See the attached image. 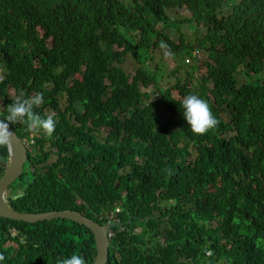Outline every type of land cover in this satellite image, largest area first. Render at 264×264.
Instances as JSON below:
<instances>
[{"label":"trees","instance_id":"16d2710c","mask_svg":"<svg viewBox=\"0 0 264 264\" xmlns=\"http://www.w3.org/2000/svg\"><path fill=\"white\" fill-rule=\"evenodd\" d=\"M223 2L229 15L217 20L208 8ZM181 8L208 28L196 44L207 53V78L198 84L192 68L184 85L176 79L161 89L149 66L155 51L185 58L193 49L181 32L191 17L168 16ZM170 27L179 46L164 32ZM128 57L139 66L133 76L122 68ZM0 66V119L23 92L41 94L34 111L55 122L51 136L9 124L29 145L14 211H75L104 225L120 206L125 221L129 213L151 228L154 213L186 207L199 224L217 219L211 239L226 241L236 264H264V0H0ZM187 94L204 99L218 121L203 135L183 119ZM7 158L0 142V179ZM8 240L20 246L13 260L3 253ZM131 242H122L118 264H138ZM71 254L92 263L95 243L85 228L0 218V264H56Z\"/></svg>","mask_w":264,"mask_h":264},{"label":"flooded vegetation","instance_id":"af4514ba","mask_svg":"<svg viewBox=\"0 0 264 264\" xmlns=\"http://www.w3.org/2000/svg\"><path fill=\"white\" fill-rule=\"evenodd\" d=\"M19 180L20 178L10 187L11 194L14 195L13 198L23 193V191L16 192L22 187ZM122 209L120 206H115L112 215V240H110L109 249V258H111L112 264L121 262L122 242L126 241L127 237L132 240L129 247L136 253L138 264H236L232 253L230 254V246L227 242L222 241L217 245L211 239V231L216 228L217 219L211 223L201 222L199 224L195 219L194 210L183 207L179 210H171L172 214L169 213L167 217L163 218L154 213L153 222L155 224L149 228L145 226V221L129 213L127 221H125ZM162 214H164V209H162ZM169 218H171V223L168 225L165 222ZM134 221L145 224L142 226L135 224ZM12 230L13 228L9 229L10 233ZM16 231L17 235L14 236L12 233L11 235L19 238L20 242L24 244L23 235L18 230ZM126 233L128 236L120 239ZM190 242L192 243L190 244ZM19 248V243L15 240H8L2 244L3 253L7 254L10 260H13ZM33 260L42 262L39 255H35Z\"/></svg>","mask_w":264,"mask_h":264},{"label":"clouds","instance_id":"9594fccd","mask_svg":"<svg viewBox=\"0 0 264 264\" xmlns=\"http://www.w3.org/2000/svg\"><path fill=\"white\" fill-rule=\"evenodd\" d=\"M215 6H216L215 8H208V9H209V12H213L215 14V17L217 20L225 18V16L228 17L229 9H226V3L225 2H223L222 4L215 3ZM183 8L176 9L175 11L182 10ZM174 12H168V16H169V13H174ZM206 14H204V15H206ZM189 17H191V20H192V22H190V23L186 22L189 26L203 27V28H205V30L208 31V28L204 25L203 22H199V21L194 20L192 18V14H190L186 19H188ZM171 19H173V18H171ZM211 25L212 24H210V26ZM170 29H172V28H170ZM172 30H174V29H172ZM166 31L167 30H164L165 33H166ZM166 36L171 41H173L168 36L167 33H166ZM205 36H206V33H205ZM182 37H183L184 45H189V46H191V48H193L192 51L190 52V57H185L183 62H185L186 65H191V69L192 68H198V66H200V64H201L200 63L201 54L206 55L207 53L203 50L198 49L196 47V44L201 39H203L204 37L196 40L193 44L186 43L183 34H182ZM179 38L180 37H178V44H175L173 42L176 46L180 45ZM160 50H167L168 52H170L168 49H160ZM155 52H157V51H155ZM153 57H154V55H153ZM187 60H189V61L187 62ZM207 62H208V59H207ZM207 62H205V63H207ZM198 72H199V68H198ZM195 76H197V75H195ZM4 80H5V77H3V69L0 66V82L4 81ZM42 102H43V98H42L41 94H39V93H36L34 95H31V96H25V94L23 92H21L19 94V96L11 104H9L7 106L6 115L2 119H0V129L7 131V129H9L8 128L9 124L19 122V123H22L25 125L26 131L29 132L30 134H35L37 132L42 131L45 135L51 136V134L53 133L54 128H55L54 120L51 117L41 118V116L38 115L34 111V108L39 106ZM180 108L182 109L181 113H182L183 119L186 121L187 126L190 127L191 131L194 134L203 135V134L207 133L208 131L212 130L218 124V121L215 118V116L213 115V113L211 112L208 103L196 94L185 95L180 102ZM11 131H13V130H11ZM22 142L24 143V145L27 147V150H28L29 145L27 144V142H24V141H22ZM27 154H28V152H27ZM6 168H7V161H6ZM5 170H4V172H5ZM25 171H26V165L24 166L23 174ZM32 172H33V170H32ZM113 213H114V211L103 216L104 219L106 220V223L104 225H108V224L112 225ZM100 226H103V225H100ZM111 235L112 234H111V230H110V232H108V234H107L109 241L112 240ZM108 259H109V252H108ZM107 262H108V260H107ZM56 264H85V262H84V259L82 256H80L78 254H71L65 258H57Z\"/></svg>","mask_w":264,"mask_h":264},{"label":"water","instance_id":"95a60500","mask_svg":"<svg viewBox=\"0 0 264 264\" xmlns=\"http://www.w3.org/2000/svg\"><path fill=\"white\" fill-rule=\"evenodd\" d=\"M0 142H2L8 150L7 168L0 179V218L29 225L68 221L83 227L89 231L94 238L95 256L91 264H107L110 248V241L107 234L113 228V225L108 224L100 226L81 213L75 211L27 214L16 212L9 207L11 200H18L24 196V193H21L13 198L14 195L11 194L10 187L23 175L24 166L29 165V157L27 154V147L10 129H7V131L0 129ZM26 179L28 180V176ZM11 233L14 236L18 234L14 229Z\"/></svg>","mask_w":264,"mask_h":264},{"label":"rangeland","instance_id":"374dc122","mask_svg":"<svg viewBox=\"0 0 264 264\" xmlns=\"http://www.w3.org/2000/svg\"><path fill=\"white\" fill-rule=\"evenodd\" d=\"M169 16L171 18H177V19H185L189 15L186 11L177 10L174 13H169ZM178 26H175V29ZM172 28V27H170ZM168 28L166 33L168 36L173 40L175 44H178V34L175 33L174 30ZM181 32L183 33L185 42L188 44H193L196 40L203 38L205 36L206 30L203 27H192L189 26L187 23H185L181 29ZM185 54L181 53V56H177L176 54H170L167 50H159L155 52V63L149 64L152 72H159L161 75V80L159 83V86L161 89H165L168 87L173 86L176 83V79L179 81V84L182 86L184 85L185 81L187 80L186 74L187 72H190L191 65H186L185 62H183L180 58H184ZM189 60H187L188 62ZM207 62V57L205 54H201L200 58V66L197 78L195 81L200 84L201 77L207 78V69L204 67V63ZM221 64L224 69H227L230 67V61H221ZM125 72L129 76H133L136 71L138 70L139 66L135 59L133 57H128V59L125 61L122 67ZM192 71V69H191ZM239 81H243L244 79L242 77H238ZM156 90L154 88L149 90V93H153ZM144 92V90H143ZM10 95H13L12 92H9ZM48 115H51V111L48 110ZM168 116L167 113L164 114V118ZM104 136V134H102ZM192 158V157H191ZM55 159V157L51 158ZM32 177V175H29V178Z\"/></svg>","mask_w":264,"mask_h":264}]
</instances>
